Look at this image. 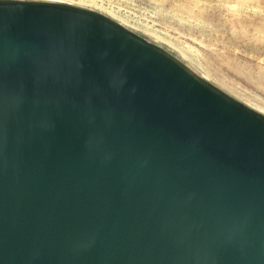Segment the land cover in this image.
<instances>
[{
  "label": "water",
  "instance_id": "obj_1",
  "mask_svg": "<svg viewBox=\"0 0 264 264\" xmlns=\"http://www.w3.org/2000/svg\"><path fill=\"white\" fill-rule=\"evenodd\" d=\"M0 264H264V114L99 12L0 0Z\"/></svg>",
  "mask_w": 264,
  "mask_h": 264
},
{
  "label": "rangeland",
  "instance_id": "obj_2",
  "mask_svg": "<svg viewBox=\"0 0 264 264\" xmlns=\"http://www.w3.org/2000/svg\"><path fill=\"white\" fill-rule=\"evenodd\" d=\"M52 1L113 19L169 51L227 94L264 110V34L258 32L264 29V0L260 13L236 2L229 3L235 4L229 9L219 0H202L193 14L180 6L182 0Z\"/></svg>",
  "mask_w": 264,
  "mask_h": 264
},
{
  "label": "bare ground",
  "instance_id": "obj_3",
  "mask_svg": "<svg viewBox=\"0 0 264 264\" xmlns=\"http://www.w3.org/2000/svg\"><path fill=\"white\" fill-rule=\"evenodd\" d=\"M182 1H184V2H182L180 4V6L186 7V9H188V12L193 14L194 13V8L197 7L198 4L202 0H182ZM260 1L261 0H231V1H229V0H219L220 3L223 2L225 4H228L229 5V7H228L229 9H231V7H235V4L232 5V4H229V3L236 2L239 7H243L244 9L251 8V9L254 10V12H256L257 9H259V11H258L259 13L262 12V9L259 8ZM178 8H179V6H178ZM235 10L237 11V8H235ZM179 11H181V10H179ZM258 32L264 34V29H261ZM258 110H260L261 112L264 113L263 109H259L258 108Z\"/></svg>",
  "mask_w": 264,
  "mask_h": 264
}]
</instances>
